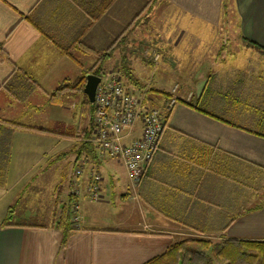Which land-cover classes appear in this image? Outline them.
Segmentation results:
<instances>
[{
	"label": "crops",
	"instance_id": "0c3cea01",
	"mask_svg": "<svg viewBox=\"0 0 264 264\" xmlns=\"http://www.w3.org/2000/svg\"><path fill=\"white\" fill-rule=\"evenodd\" d=\"M157 1L174 10L173 17L170 13L158 17L161 21L163 19L165 27L161 35H166L168 40L167 46L164 43L160 46L170 52L171 63L166 53H163L164 58L171 65L176 63L180 67L177 83L170 85L174 82L173 71L165 68L158 76L151 75L150 84H155L152 89L135 75L142 77L145 69L136 72L125 54L119 55L116 62L117 73H123L126 79L124 90L140 97L144 107L157 104L155 95L148 99L150 90L164 97L161 101L163 115L158 111L164 126L157 148L144 166L140 182L136 186L129 185L127 192L121 195L125 201L132 196L140 218L133 222L124 218L125 221L115 227L99 216H90L86 223L78 225L80 219L75 216L77 222L63 240L61 231L55 227L60 210L54 211L50 224L46 226L9 222L12 212L10 209L9 213L8 209L12 208L16 192L11 196L12 189L4 180L0 187V264H143L161 254L173 242L187 237L214 241L226 238L264 241V194L256 201L250 200L252 191L253 195L264 191V185L259 186L257 181L264 179V172L252 165L264 169V138L205 114H214L227 122L264 134V125L261 130L256 116L258 110L264 109V96L261 101L259 96L260 88L264 95V87L255 86L260 75L242 67L232 66L229 71L218 68L215 57H220V51H232L227 42L219 46L212 59L203 55L210 50L212 42L195 43L188 39L182 51H178L186 35L184 21L187 19V23L199 22V25L210 28L208 35L212 40L218 28L221 3L225 0H113L91 27L84 30L62 20L72 9L81 11L75 3L69 2V8L65 5L66 0H0V112L6 107H18L17 102H9L11 92L3 87L11 80L13 68L21 69L33 80L32 85L29 82L18 85L19 90H27L19 116L0 120L19 125L6 126L8 131L15 134L24 131L34 139H50L49 135L55 134L39 130H55L58 125L64 130H80L81 139L77 135L71 140L60 139L58 142L70 141L74 145L89 142L95 146L91 137L87 140L84 134L90 129L89 121L94 117L92 103L83 93L84 85L72 86L83 75L91 74L88 70L97 61H91V57L98 58L99 54L111 50L115 52L119 47L129 52L122 49L121 40L111 46L129 30L146 6ZM236 1L242 8L239 13L243 20L241 33L264 48V0ZM62 11L64 14H58ZM72 34L80 36L82 46L89 49L88 52H78L80 57L76 61L73 58L77 49L69 43L73 40ZM189 36H193L191 31L187 38ZM68 46L67 52L73 58L62 51ZM187 67H192L193 71H187ZM126 68L130 75H127ZM105 74L103 77L107 80L118 75L116 69ZM61 85L69 87L56 92ZM174 88L175 92L178 90L176 95L172 93ZM69 92L76 102L69 103L65 112L71 111L74 115V110L79 109L81 118L77 123L73 117L70 121L59 117L63 112L59 105L49 106L51 116L38 120V124L49 127L36 126L37 121L36 127L22 123L27 114L40 115L45 107L30 101L42 98L48 104V99ZM188 96L191 97L189 100ZM172 98L176 102L168 108ZM250 116L255 118L254 123L247 121ZM141 129L139 119L126 135L125 142L138 138ZM12 137L9 134V138ZM96 150L93 155L82 153L80 156L82 174L76 178L79 180L76 189L77 185L86 187L91 175L98 174L100 193L108 194L106 185L110 187L118 182L115 165L120 164L125 174L126 171L119 161L100 158ZM103 159L108 172L107 182L100 171ZM251 171H255L254 177ZM73 192L69 191L67 203L69 200L74 203L72 211L75 214L78 202ZM58 198L59 193L55 196L56 200ZM103 200L101 203L105 208L100 211L110 210L107 201ZM239 214L240 217H236ZM7 215L9 220L3 226Z\"/></svg>",
	"mask_w": 264,
	"mask_h": 264
},
{
	"label": "rangeland",
	"instance_id": "374dc122",
	"mask_svg": "<svg viewBox=\"0 0 264 264\" xmlns=\"http://www.w3.org/2000/svg\"><path fill=\"white\" fill-rule=\"evenodd\" d=\"M239 5V2L236 0H225L221 3L217 25L218 28L216 30L217 32L213 34L212 40H210V35H208L210 28L199 25V22L187 23L188 19L185 20L186 35L181 45H179L178 51L183 48L185 43H188V39L195 43L212 42L209 45L210 50H207L208 52L205 51L203 54L205 57L207 56V58L212 59L217 54L219 46L227 42V44H230L232 51H220V57H215L218 68L229 71L230 67L232 66L242 67L243 70L245 69L248 72L250 71L251 73H254V75L259 73L258 75H260V81L256 80L255 83L258 84L255 86L264 87V56L253 48L247 46L242 40V38H247L245 35H243V33H241L243 20L239 14L242 10ZM148 13L150 14L149 17L147 16L149 15ZM164 13H170V16H174V10L172 8L170 10L164 3L158 2L151 6H146L144 11L139 14L135 21H133L129 30L123 35L125 42L124 45H122V49L125 48L129 52L121 50L120 47L116 49L115 52L111 50L110 56L103 66L104 73L107 74L109 70L112 71V69H116V74L118 75L114 76V78L119 80L122 86L125 87L127 85L126 79L123 73H117L119 70H117L116 63L119 60V55L125 54L124 56L129 60L132 65L131 67L134 68L136 72L141 71V69H145L146 72H142V77H139L137 74L135 75L140 81L147 83L148 86H151L152 89L155 87V84L154 82L150 84L152 79L151 75L156 74V76H158V74H160L165 68L173 71L172 79L174 82H171L170 85L177 83L176 79L177 75L179 76L178 72L180 67H178L176 63L174 65L170 64L171 58L168 55L170 52L164 51L160 46L161 43H164L166 46L168 43V40H166V35H161L165 28L164 22H162L163 19L161 21V19L158 17ZM202 29L206 30L202 31ZM190 31L192 32L193 36H189L187 38V34ZM163 53H166V55L170 58V60L167 58L170 63L165 60V55ZM139 55L141 57H139ZM155 55H158L157 60H153ZM79 57V53L76 52L75 58L79 60ZM92 59L95 61L97 58L91 57L90 60L92 61ZM159 64H161L159 68H154V66H158ZM257 70H259V72ZM187 71H193V68L187 67ZM104 77L101 78L102 82L107 80V77ZM177 91L175 92V95L177 94ZM11 95L13 97L10 96L11 101L9 102H17L18 107H6L5 110L0 112V119H16L19 116V113L23 111L20 105L24 100V94L21 95L19 92L14 93L12 91ZM154 95L158 98L157 104H151L155 108L152 106L147 108L154 109L157 112L159 111L160 114L163 115V105L161 104V101L164 99V97L162 94H158L150 90L148 92V99H153ZM259 96L261 101L262 96H264L261 94V88ZM190 98L188 96L187 100ZM35 102L44 104L45 107L42 109V113L40 115L33 112L32 114H27V116L22 120V123H25L31 127H49V125L38 124V120H44V118L51 116L49 110L50 108L48 107H51L52 105L61 106L63 112L59 117L64 120L66 119L70 121V119L73 117L77 123L79 118H81L79 109L74 110V115L71 113V111L67 113L65 112L69 103L76 102V98L73 97L71 92L62 93L61 95H57L48 99V104L46 103L45 99L42 98L34 100V102L30 101L32 104H36ZM27 112H30V110ZM23 117L24 116H21V118ZM251 118L252 116L246 119L250 123H254L253 119L255 118ZM35 121H37L36 126ZM23 132L24 131H21V133L15 134L12 131H9L10 137L11 135H13V137L9 138L10 142L8 143L6 165L4 166L6 177L5 180L8 182L7 187L12 189V191H10L11 196L16 192V196L11 202L12 217L10 218L9 222L46 226L50 224L54 211H59L63 206L66 205L69 191L73 192L77 189V196L75 198H77L78 210L75 212V214L71 212V221H73L75 216L78 217V219H80L78 220V225L86 223L90 216H99L100 219L106 220L109 222V224H112L115 227H117L120 222L125 221V219H128L129 222H133V220L140 218L137 213L135 202L132 200V196L129 195V198L126 201L121 196L127 192L130 183L120 164L115 165L116 169L118 170V182L110 187L106 185L109 193H100V202H92L85 194V187L77 185L76 189V184L79 180L75 178L74 171L75 169H79L82 174V164L80 161L77 162V165L74 164V159L76 156V150H73L76 148L74 147V142H58L60 139L71 140V137L65 138V136L61 137L59 135H49L50 139H46V137L42 139H34L32 135ZM60 132L62 133L63 130H60ZM64 132L66 134H72L71 131ZM81 134L82 132L78 130L77 135H79L80 139ZM78 145L79 144L76 146ZM96 152L99 156L98 150H96ZM99 157L101 158L102 156ZM103 158H105V160L107 159V157ZM105 160H102L103 162L100 171L102 173L104 182H107L108 172L105 169ZM74 165L78 167L75 168ZM259 179L260 180H257L259 181V186H263L264 179ZM255 187L257 188L258 185ZM57 193H59L58 200L55 199ZM263 194V190L258 191V194L256 195H253L252 191L250 194V200L256 201V198L263 196ZM103 199L107 201V207L110 210L100 211L101 208H105V206L101 203L104 201ZM124 227H127V225H124Z\"/></svg>",
	"mask_w": 264,
	"mask_h": 264
},
{
	"label": "trees",
	"instance_id": "16d2710c",
	"mask_svg": "<svg viewBox=\"0 0 264 264\" xmlns=\"http://www.w3.org/2000/svg\"><path fill=\"white\" fill-rule=\"evenodd\" d=\"M113 0H66L65 5L68 7L71 6L69 2L75 3L77 6L81 8V11H77L76 9H72L70 14H67L62 20L67 25L69 24H75L77 28L88 29L91 27L93 22L103 14V12L109 7V5L112 3ZM63 2V1H62ZM70 8V7H69ZM62 8L59 9L61 11ZM58 12V14L63 13ZM64 14V13H63ZM63 16V15H62ZM61 16V17H62ZM139 16V15H138ZM137 16V17H138ZM124 35V34H123ZM123 35L116 40L111 46V48L121 40V44L124 45ZM73 40L70 43L74 47V49H77V52H88L89 49L82 46L80 42V36L72 34ZM243 42L256 50L258 53L264 56V48L261 46L255 44L254 42H251L245 38H242ZM68 48H62V51L65 53H68ZM69 56L73 58V55L68 53ZM110 52H105L98 55L97 61L95 64L89 68V72L100 79L105 74L103 71L104 62L109 58ZM7 59V57H4ZM74 61H76V58H73ZM126 71L128 72L129 69L126 68ZM12 78L9 81H6L4 86L5 88H8V90L12 93L19 92L21 95L25 94L27 91H21L18 88V85H25L27 82L30 83V85L33 84L32 78L26 74L24 71L18 68H13V74ZM127 75H130L129 72ZM85 83V75H83L79 81L72 86L73 88H76V86L80 85L81 87ZM69 86L67 85H61L56 92H61L65 88ZM71 87V86H70ZM72 88V89H73ZM86 100V99H85ZM87 102V100H86ZM264 105V101H263ZM94 112L91 110V113ZM205 113V112H204ZM209 115L210 117L216 118L220 121H223L225 123H228L229 125H232L234 127L240 128L246 132L252 133L254 135L260 136L264 138V134L261 132L256 131H250L249 129L242 128L240 126H237L233 123L227 122L223 119H220L219 117L215 116L211 113H205ZM258 117V123L260 125V129L262 130V126L264 125V109H260L257 112ZM257 120V119H256ZM90 129L84 131V134L87 138L91 137V132L94 128V117L90 119ZM6 126H19L15 122H8V121H2L0 120V187L4 185L5 180V168L6 165V156H7V149H8V143H9V131ZM60 130L63 132L61 133ZM42 133H51L59 136H67V137H77L76 129L73 130H64L62 129V126L58 125L55 130H39ZM64 131H71L72 134H66ZM75 134V135H73ZM77 144L74 145L73 150H76V156L75 163H77L80 159V156L82 153H90L93 155L95 150L97 149L96 146L92 145L89 142H81L78 146ZM257 169H260V171L264 172V169L255 165ZM255 171H251V176L254 177ZM75 176V175H74ZM76 178V177H75ZM259 178V176H258ZM255 180V179H254ZM253 178H251V186ZM73 195H75L73 193ZM77 196V195H76ZM74 206V203H72L71 200L66 203L65 206H63L60 209L59 216L57 219V222L55 224V227L59 229L63 235V240L67 236V233L71 231L72 225L75 223L74 221H71V212L72 208ZM10 209H8V212H10ZM241 214L237 215L236 217H240ZM10 219V218H9ZM8 215L4 218L3 226L7 225L6 221L9 220ZM235 219V218H234ZM225 229V228H224ZM64 242V241H63ZM143 264H264V241L259 240H242V239H220V240H210L207 238H199V237H187L182 240L173 242L170 244L161 254L151 258L150 260L146 261Z\"/></svg>",
	"mask_w": 264,
	"mask_h": 264
},
{
	"label": "built area",
	"instance_id": "2783aa9c",
	"mask_svg": "<svg viewBox=\"0 0 264 264\" xmlns=\"http://www.w3.org/2000/svg\"><path fill=\"white\" fill-rule=\"evenodd\" d=\"M158 55L153 57L157 60ZM176 88L172 90L174 93ZM176 102L172 98L168 103L171 108ZM94 128L91 132L93 142L99 156L119 161L127 174L131 186H136L142 177L144 166L151 160L158 139L163 130L160 114L154 109L143 106L142 99L124 90L119 80L114 77L98 84L94 100ZM141 120L142 129L138 138L125 142L137 120ZM75 177L81 176V171H74ZM100 176L93 174L86 185V195L92 202L100 199ZM77 195V191L73 192ZM75 210V208H74ZM73 221L76 223L77 219Z\"/></svg>",
	"mask_w": 264,
	"mask_h": 264
},
{
	"label": "water",
	"instance_id": "95a60500",
	"mask_svg": "<svg viewBox=\"0 0 264 264\" xmlns=\"http://www.w3.org/2000/svg\"><path fill=\"white\" fill-rule=\"evenodd\" d=\"M101 79L93 74H87L85 76V84L83 93L87 97V100L92 103L94 100V94Z\"/></svg>",
	"mask_w": 264,
	"mask_h": 264
}]
</instances>
